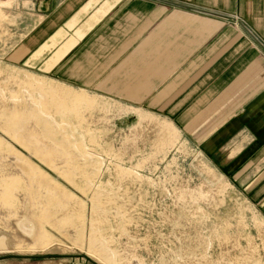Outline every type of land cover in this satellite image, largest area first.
I'll return each mask as SVG.
<instances>
[{
    "label": "rangeland",
    "instance_id": "374dc122",
    "mask_svg": "<svg viewBox=\"0 0 264 264\" xmlns=\"http://www.w3.org/2000/svg\"><path fill=\"white\" fill-rule=\"evenodd\" d=\"M0 62L10 94L21 84L9 72L26 71ZM45 83L92 103L47 105L48 128L0 105V264H264L263 181L252 196L254 181L232 180L247 149L228 162L172 106L109 105ZM35 85L23 84V107L42 98Z\"/></svg>",
    "mask_w": 264,
    "mask_h": 264
},
{
    "label": "crops",
    "instance_id": "0c3cea01",
    "mask_svg": "<svg viewBox=\"0 0 264 264\" xmlns=\"http://www.w3.org/2000/svg\"><path fill=\"white\" fill-rule=\"evenodd\" d=\"M251 31L264 40V0L0 1V57L26 71L9 72L21 86L9 94L0 84V105L13 107L10 121L48 128L47 105L77 112L92 103L47 80L109 105L172 106L190 132L214 136L207 148L228 162L247 149L232 180L264 188V49ZM35 83L42 98L26 99L28 109L23 84Z\"/></svg>",
    "mask_w": 264,
    "mask_h": 264
},
{
    "label": "built area",
    "instance_id": "2783aa9c",
    "mask_svg": "<svg viewBox=\"0 0 264 264\" xmlns=\"http://www.w3.org/2000/svg\"><path fill=\"white\" fill-rule=\"evenodd\" d=\"M0 1H10V0H0ZM35 2H39V1H42V0H33Z\"/></svg>",
    "mask_w": 264,
    "mask_h": 264
}]
</instances>
